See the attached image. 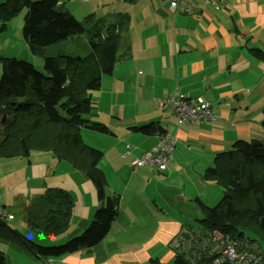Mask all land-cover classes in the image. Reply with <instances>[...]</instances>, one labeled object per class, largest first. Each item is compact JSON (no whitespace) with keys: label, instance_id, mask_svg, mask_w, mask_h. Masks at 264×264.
<instances>
[{"label":"crops","instance_id":"crops-1","mask_svg":"<svg viewBox=\"0 0 264 264\" xmlns=\"http://www.w3.org/2000/svg\"><path fill=\"white\" fill-rule=\"evenodd\" d=\"M133 4L131 7L139 8L129 15L123 29L128 56L114 65L112 74L118 67L115 73L122 84L117 96L124 98L131 90L134 107L123 116L110 111L108 121L116 119L117 123L113 127L104 124L109 132L103 134L114 138L108 151L100 148L103 155L98 163L106 180V194L118 196L112 226L88 251L47 258L17 247L13 234L0 231L7 239L0 247L6 264H153V259L174 264L180 233L197 226V218L202 216L191 213H202L195 198L208 206L213 196L215 199L210 191L201 195L200 190V185L214 184L202 179L214 155L230 149L236 139L264 138V59L250 52L253 48L264 51V0H223L218 9L200 2L192 15L180 10L171 13L161 0ZM127 74L132 77L131 86L126 83L130 79L124 80ZM171 93L210 101L216 117L177 124L169 110L157 109L156 100ZM137 118H146L144 124L136 123ZM149 120L176 140L164 171L130 167V161L154 146L159 135H145L129 127ZM50 158L55 160L52 172L60 169L63 175L51 188L63 189L72 198L70 222L59 234L35 231L32 238L61 244L86 229L100 203L84 171L52 155ZM30 204L24 210L25 223Z\"/></svg>","mask_w":264,"mask_h":264},{"label":"trees","instance_id":"trees-1","mask_svg":"<svg viewBox=\"0 0 264 264\" xmlns=\"http://www.w3.org/2000/svg\"><path fill=\"white\" fill-rule=\"evenodd\" d=\"M122 1L133 4L137 0ZM195 1V5L201 2ZM58 2L0 0L1 29L25 7L22 35L31 52L43 57L45 72L37 71L26 59L0 58V158L29 157L32 150L50 152L56 160L71 163L85 172L100 206L83 232L61 244H36L12 230L37 258L88 251L108 234L118 203V196L106 194V180L98 167L103 152L88 147L81 138L80 129L88 127L109 132L106 125L91 121L88 115L95 107L92 95L101 87V75H111L114 65L128 56L121 30L128 23L129 15L118 11L101 20L90 14L81 22L68 10H57ZM178 10L190 14L181 9L175 12ZM86 32L91 49L83 56L42 52L44 46ZM250 52L264 59V51L253 48ZM261 124L264 126V106ZM129 128L145 135L164 133L161 126L153 122ZM202 179L219 185L222 196L213 206L195 198L202 216L197 218V226H189L180 233L179 239L182 237L188 244L183 247L178 240L173 263L218 264L215 263L217 255L211 252L209 244H203L204 237L215 233L222 243L244 240L264 246V142L258 138L236 139L230 149L214 155ZM71 208L72 198L67 191L47 187L28 206L26 224L45 235L59 234L69 225ZM34 210L42 212L35 214ZM4 221L8 220H0V225H4ZM151 261L163 264L156 259ZM0 264H6L1 250Z\"/></svg>","mask_w":264,"mask_h":264},{"label":"rangeland","instance_id":"rangeland-1","mask_svg":"<svg viewBox=\"0 0 264 264\" xmlns=\"http://www.w3.org/2000/svg\"><path fill=\"white\" fill-rule=\"evenodd\" d=\"M133 5L122 0H59L56 9H66L76 20L84 22V18L90 14H93L96 19L102 20L106 15L118 11L128 13V15H131L132 17V14L139 8L131 7ZM25 11V7L22 8L17 16L4 23L2 29L0 23V58L17 57L20 59H26L34 65L37 71L45 74L43 70V57L31 52L22 35ZM123 29L121 30L122 41L127 39V34ZM89 42L90 38L86 32L80 36H74L56 44L44 46L42 52L45 55L64 54L83 56L91 49ZM117 71L118 67L114 70L112 75H107L105 73L101 75V87L98 91L93 92L92 95L95 100V107L92 109L91 114L88 115V118L93 122L106 125L110 123L109 127H113V125H116L117 123L116 119L108 121V116L111 112H114L115 116H123L125 110L129 111L134 107L131 102L132 99L130 98L131 90L129 91L128 96H125L124 98H118L117 96L119 95L117 92L121 91L119 86L122 84V82L118 81L116 77ZM1 74L2 66L0 59V76ZM126 79H130V81L126 83L131 86L132 77L130 78L129 74H127L124 80ZM145 119L146 118H137L136 123L140 124L142 122L144 124ZM150 121L151 120H149V122ZM80 134L84 143L88 147H93L99 150H101L100 148L102 147L106 149V151L109 150L111 139L114 138L113 136H110V134H103L96 130H85L83 128L80 129ZM261 140L264 142V138ZM50 157V152L32 150L29 157L18 156L0 158V201L1 203H4L14 215L12 220L4 221V225H0V231H3L4 234H13L12 236L16 237L19 242L17 247H24L20 241V236L40 245H57L42 242L41 240H37V238H32V236L35 235V230L25 225L24 217L25 207L32 203L34 196L37 193H40L39 191L42 189L52 187L56 179L63 176L60 174L62 173L60 169L52 172L53 167H55V160ZM212 183L214 184H211L210 186L200 185L201 195L207 194L208 191H210L212 195H215V199L213 196V199L210 201L211 205L209 206L216 205L222 196L220 186L215 182ZM90 184L94 187L91 181ZM191 213H193L195 217L202 215V213H199V210L191 211ZM12 228L16 231H22V233L19 234L20 236L15 235V233L11 231ZM39 236L42 237V235ZM4 240L7 239L0 236V247H4ZM257 249L261 257H264V246L260 245Z\"/></svg>","mask_w":264,"mask_h":264},{"label":"built area","instance_id":"built-area-1","mask_svg":"<svg viewBox=\"0 0 264 264\" xmlns=\"http://www.w3.org/2000/svg\"><path fill=\"white\" fill-rule=\"evenodd\" d=\"M167 10L174 13L177 9L187 13L195 12V0H161ZM203 4L210 5L213 9H218L223 0H200ZM160 109L169 110L175 117L177 124H191L192 122H203L213 120L216 117L210 101L199 96L185 97L171 93L156 100ZM159 135V134H158ZM175 137L164 132L159 135L154 146L144 150L139 156L130 161V167L134 170L140 166H149L157 170L166 168V163L171 157V151L175 145ZM13 215L4 209L0 201V220H11ZM180 238V243L185 247L188 243ZM203 239V238H202ZM209 244L211 252L217 255L215 263L218 264H261L264 257H261L255 243L242 241L220 242V236L204 237L203 244Z\"/></svg>","mask_w":264,"mask_h":264},{"label":"clouds","instance_id":"clouds-1","mask_svg":"<svg viewBox=\"0 0 264 264\" xmlns=\"http://www.w3.org/2000/svg\"><path fill=\"white\" fill-rule=\"evenodd\" d=\"M263 262H264V261H263ZM263 262H262V263H263ZM262 263H261V264H262Z\"/></svg>","mask_w":264,"mask_h":264},{"label":"water","instance_id":"water-1","mask_svg":"<svg viewBox=\"0 0 264 264\" xmlns=\"http://www.w3.org/2000/svg\"><path fill=\"white\" fill-rule=\"evenodd\" d=\"M262 264H264V262Z\"/></svg>","mask_w":264,"mask_h":264}]
</instances>
